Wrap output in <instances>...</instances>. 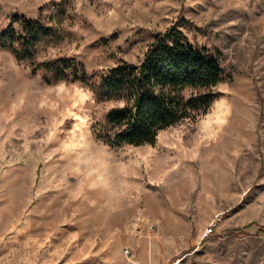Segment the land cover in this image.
<instances>
[{
  "label": "rangeland",
  "instance_id": "obj_1",
  "mask_svg": "<svg viewBox=\"0 0 264 264\" xmlns=\"http://www.w3.org/2000/svg\"><path fill=\"white\" fill-rule=\"evenodd\" d=\"M12 15L50 34L23 61L0 46V264H264V0H0V33ZM183 19L221 53L219 95L154 144H106L116 102L91 84ZM59 57L86 80L34 71Z\"/></svg>",
  "mask_w": 264,
  "mask_h": 264
},
{
  "label": "trees",
  "instance_id": "obj_2",
  "mask_svg": "<svg viewBox=\"0 0 264 264\" xmlns=\"http://www.w3.org/2000/svg\"><path fill=\"white\" fill-rule=\"evenodd\" d=\"M19 20L17 15L11 16L8 27L0 33V46L23 61L50 30L39 20L23 18L22 31L16 34L13 24ZM181 24L192 22L183 19L158 32L138 61L122 60L91 84L97 99L116 102L96 128L98 138L106 144H154L162 129L192 116L194 111H206L219 95L215 88L225 77L221 53L187 36L178 28ZM38 68L57 77L86 80L82 63L74 57L33 66L34 71Z\"/></svg>",
  "mask_w": 264,
  "mask_h": 264
},
{
  "label": "built area",
  "instance_id": "obj_3",
  "mask_svg": "<svg viewBox=\"0 0 264 264\" xmlns=\"http://www.w3.org/2000/svg\"><path fill=\"white\" fill-rule=\"evenodd\" d=\"M212 231V227H209L208 232ZM126 252H129L128 250H126Z\"/></svg>",
  "mask_w": 264,
  "mask_h": 264
}]
</instances>
